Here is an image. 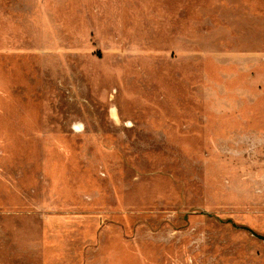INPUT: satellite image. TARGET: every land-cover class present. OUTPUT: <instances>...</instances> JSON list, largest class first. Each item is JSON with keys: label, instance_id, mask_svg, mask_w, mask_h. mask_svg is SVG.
<instances>
[{"label": "rangeland", "instance_id": "obj_1", "mask_svg": "<svg viewBox=\"0 0 264 264\" xmlns=\"http://www.w3.org/2000/svg\"><path fill=\"white\" fill-rule=\"evenodd\" d=\"M252 232L264 0H0V264H264Z\"/></svg>", "mask_w": 264, "mask_h": 264}, {"label": "water", "instance_id": "obj_2", "mask_svg": "<svg viewBox=\"0 0 264 264\" xmlns=\"http://www.w3.org/2000/svg\"><path fill=\"white\" fill-rule=\"evenodd\" d=\"M255 236H257L258 238H260V239H263L264 240V236H262V235H259V234H256L255 232H252Z\"/></svg>", "mask_w": 264, "mask_h": 264}, {"label": "bare ground", "instance_id": "obj_3", "mask_svg": "<svg viewBox=\"0 0 264 264\" xmlns=\"http://www.w3.org/2000/svg\"><path fill=\"white\" fill-rule=\"evenodd\" d=\"M6 89H7V88H6ZM6 94H7V93H6ZM6 94H5V95H6ZM6 96H7V95H6ZM4 135H5V134H4Z\"/></svg>", "mask_w": 264, "mask_h": 264}]
</instances>
